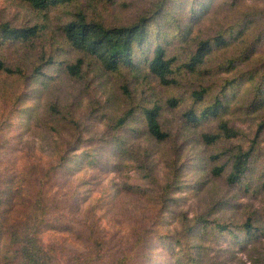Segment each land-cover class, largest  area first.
I'll return each mask as SVG.
<instances>
[{"label":"rangeland","instance_id":"rangeland-1","mask_svg":"<svg viewBox=\"0 0 264 264\" xmlns=\"http://www.w3.org/2000/svg\"><path fill=\"white\" fill-rule=\"evenodd\" d=\"M164 5L152 22L147 46L161 44L174 59L175 83L169 86L151 75L139 56L135 68L105 72L75 51L63 33L79 12L106 26H121L156 14ZM2 23L40 28L37 37L7 42L0 49L8 67L19 70L0 72V123L14 146L4 155L7 165L41 175L49 163L78 161L70 165L69 176L47 172L44 188L54 207L44 242L54 247L61 264H79L78 256L85 258L99 238L106 241L102 263L121 258L139 234L151 247L150 264H190L186 261L192 256L203 264H264V234L250 235L242 227L254 215L256 227L264 231V132L250 176L236 186L227 182L232 162L226 153L238 144L248 148L264 121V107L249 111L255 87L264 80V0H76L43 12L22 0H0V27ZM220 31L225 42L213 43L205 62L188 72L185 64L198 43L214 40ZM80 58L82 74L73 77L67 68ZM242 74L246 79H240ZM235 80L231 88L228 83ZM203 86L210 89L207 102L218 94L228 98L221 120L243 131L242 139L205 145L202 135L214 133L219 122L186 124L192 93ZM22 96L27 99L19 100ZM173 98L180 100L175 108L168 104ZM154 105L160 106L161 123L170 135L163 143L144 134L143 109ZM129 111L133 116L127 125L116 129L118 118ZM117 141L127 144L117 148ZM125 148L131 152L119 158ZM220 166L225 173L216 177L213 171ZM136 182L138 196L131 193ZM74 190L79 205L67 195ZM201 215L213 226L230 224L233 233H211L199 251L191 250L183 232Z\"/></svg>","mask_w":264,"mask_h":264},{"label":"trees","instance_id":"trees-1","mask_svg":"<svg viewBox=\"0 0 264 264\" xmlns=\"http://www.w3.org/2000/svg\"><path fill=\"white\" fill-rule=\"evenodd\" d=\"M29 4L36 11H46L48 9L58 7L65 4H70L76 0H22ZM115 2L117 0H107ZM156 5V4H155ZM165 10V5L162 10L156 14L147 13L139 19V21L131 25L121 26H106L102 22L90 20L85 13L79 12L73 20L68 22L63 28V33L69 45L81 53L86 59L97 63L105 72L115 73L124 68H135L138 65V56L146 61L148 72L160 82L169 86L175 83L171 75L174 73V59L167 56L166 48L158 44L153 49L147 46L152 37V22L156 18H160L161 13ZM162 11V12H161ZM40 28L37 25L25 27H12L9 23H2L0 27V49L7 42L28 41L38 36ZM214 40L207 39L198 43L197 51L191 57L190 61L185 64L188 72L198 69L205 62L206 57L213 50V43L220 45L225 42L222 31L219 32ZM228 60V59H227ZM232 65V61L230 62ZM84 59L80 58L75 65L69 66L68 72L73 77H78L82 74V66ZM206 64V63H205ZM230 66V65H229ZM241 70V69H240ZM239 70V71H240ZM17 71V72H16ZM8 67L3 58L0 57V72L16 74L18 69ZM227 71L233 73L232 67H228ZM244 74V71H240ZM240 79H246L243 75ZM246 74V73H245ZM257 73H253L252 79L257 77ZM261 77L264 79V73ZM250 79V78H249ZM264 82V80H263ZM263 82H259L255 87L254 102L249 105V111L254 113L264 107V89ZM230 83V82H229ZM231 88L236 86L237 80L229 84ZM210 89L206 86L192 93L193 106L184 114L187 125H197L199 123L215 119L218 121L217 130L214 133H205L202 135V141L205 145H213L220 141L240 140L244 137V132L240 129L232 127L228 122L221 120L226 108H228L229 100L226 96H215L211 102H207L206 98ZM10 98H8L9 100ZM27 99L25 96L19 100ZM8 100L6 104L9 103ZM180 100L170 99L168 104L175 108L179 105ZM199 106V109L196 107ZM5 106V105H3ZM12 113H8V116ZM7 116V117H8ZM133 112H127L123 117L117 120L116 129H123L128 121L132 118ZM145 119L144 134L152 141L163 143L170 137L169 133L164 130L161 123V108L159 105L146 107L143 109ZM6 117V118H7ZM29 119H33L30 117ZM4 122L0 123V264H61L57 259L52 245L48 246L44 242V229L49 226L50 215L54 207L49 203L46 190H44L49 173L54 171L55 176L63 174L69 176L71 174L70 165L74 159L65 158L64 162L54 165L49 163L46 173L39 175L37 171H31L29 167H24L22 170L9 167L5 160V154L9 153L14 146L10 141V135H5L2 130ZM10 125V121H6ZM264 132V121H262L256 131V135L251 141L248 148H244L242 144H238L231 149H227L226 153L230 154L232 162L231 171L227 175L229 185L236 186L248 179L253 170V156L258 150L260 138ZM127 144V143H126ZM122 142H116L117 148L122 145ZM139 145V141L137 142ZM139 149V148H138ZM131 152V149L125 148L119 151L122 157H126ZM90 154V153H89ZM91 157L96 158L95 156ZM148 156V153L146 157ZM68 157V156H67ZM98 160V159H97ZM135 160V157H134ZM139 158H136V162ZM77 160L74 162L77 164ZM103 163V162H101ZM99 164V163H98ZM97 164V165H98ZM139 168V166H137ZM134 167L135 171H139ZM147 167L144 166V170ZM150 170V168H149ZM225 166L216 168L213 173L216 177L225 173ZM30 171V172H29ZM147 171V170H146ZM70 173V174H69ZM64 176V177H67ZM136 189L131 193L139 194V183L132 186ZM136 193V194H135ZM69 199L73 200L76 205H79L80 198L77 197L75 190L68 192ZM138 196V195H137ZM63 204L62 201H58ZM59 209V208H58ZM258 215V214H257ZM49 217V219H48ZM257 216H251L242 225L247 234L257 235L259 237L264 234L256 227ZM88 222V221H85ZM189 227L184 229L185 236L187 235L192 243L191 250H200L201 242L204 237H210L211 233L222 235L225 232L233 233V228L227 223H211L203 215L193 220ZM186 226V225H185ZM89 227H87L88 230ZM149 232L147 229L145 235ZM183 234V235H184ZM145 236L139 234V240L136 241L130 252H125L123 257H114L109 262L102 263L106 255V241L102 238L93 240L90 247V252L85 258L78 260L79 264H150L152 261L151 247L146 243ZM178 245L182 246V241H178ZM139 249V253L135 251ZM189 249V250H190ZM186 262L190 264H203V259L189 257ZM187 264V263H180Z\"/></svg>","mask_w":264,"mask_h":264}]
</instances>
